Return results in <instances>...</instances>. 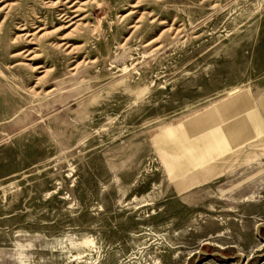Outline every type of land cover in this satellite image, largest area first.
Wrapping results in <instances>:
<instances>
[{"label": "rangeland", "instance_id": "374dc122", "mask_svg": "<svg viewBox=\"0 0 264 264\" xmlns=\"http://www.w3.org/2000/svg\"><path fill=\"white\" fill-rule=\"evenodd\" d=\"M0 264H264V0H0Z\"/></svg>", "mask_w": 264, "mask_h": 264}, {"label": "bare ground", "instance_id": "6f19581e", "mask_svg": "<svg viewBox=\"0 0 264 264\" xmlns=\"http://www.w3.org/2000/svg\"><path fill=\"white\" fill-rule=\"evenodd\" d=\"M82 1H80V3H81ZM61 3V1H59V4ZM95 3H97V4H100V1H96ZM81 5H83V4H81ZM78 6L74 11H73V16H67V13H65V14H62V16L60 17V20H62L61 22H64V23H66L67 25H64V26H62V27H60V28H70V27H72V26H74V28H72V31L74 32V31H79L80 30V27L81 26H84L85 27V25H83L84 23H83V21H84V17H82V18H79L80 17V15H78V12L80 11V9H83L82 8V6ZM61 6V5H60ZM76 5H73L72 7H70V8H73V7H75ZM132 8H135V7H132ZM64 12V11H63ZM142 16H143V14L140 16V18H142ZM141 21H137L136 22V24L135 25H133V26H131L130 28L131 29H133L134 31H136L138 28H139V23H140ZM24 30V29H23ZM42 30V29H41ZM71 33V32H70ZM27 34V33H26ZM39 34V33H38ZM38 34H32V35H24L25 36V42H26V44H34L35 43V41H38V39L41 37V36H38ZM45 35H46V32H45ZM29 38H31V39H29ZM65 40H66V35H64V36H60V42L59 43H55L54 45H52V47H55V48H57V49H59V50H62L68 57L70 56V57H73L75 54H77L78 53V51H79V48L76 46H74V47H72V45H69L68 46V42H65ZM54 42V41H53ZM53 44V43H52ZM68 51V52H67ZM29 54H32L33 55V57H31L29 60H34V58L37 56L36 54L34 55V53L33 52H29ZM77 65H75L73 68H72V71H78V69H79V66H80V63H76ZM48 72L46 71L45 72V74H47ZM40 80V79H39ZM34 86V85H33ZM36 95L38 94V93H35ZM91 241H89V240H85L83 243H82V245L83 246H85V247H90V245H91Z\"/></svg>", "mask_w": 264, "mask_h": 264}]
</instances>
